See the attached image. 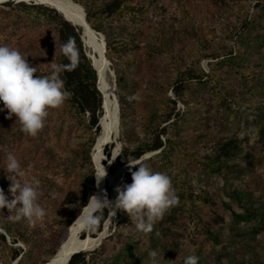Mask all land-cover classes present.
<instances>
[{"label":"rangeland","instance_id":"rangeland-1","mask_svg":"<svg viewBox=\"0 0 264 264\" xmlns=\"http://www.w3.org/2000/svg\"><path fill=\"white\" fill-rule=\"evenodd\" d=\"M33 1L39 4V0H26V3ZM69 1L80 10L79 5L72 0ZM258 1L260 0L132 1L136 9L143 7L145 11L125 13L122 19L129 22L128 26L132 31H139L142 35L137 34V48L129 52L124 59V64L130 67L127 78L131 82L130 89L126 93L130 103L127 111L128 122L133 129V141L129 146H136L145 140L150 141L154 134L168 125V135L163 136L162 140L166 147L165 151L170 156L168 158L167 155L162 154V150L148 152L139 162L132 164L143 161L153 171L166 173L171 178L172 186L178 196L177 203L183 208L182 227L177 229L176 233L185 236L174 243L176 241L174 235L161 233L157 236L158 245H153L149 237L139 235L141 230L136 228L133 217L132 223L124 226L122 235L116 237L113 236L118 224L116 216L115 221L106 227L102 242L85 251L90 254L98 252L92 264H104L118 256L128 237L139 243L138 250L144 255V264H152L149 252L153 250L158 253L157 264H184L185 258L192 255L198 257V264H220L221 259L222 262L233 264H238L243 259L245 264H264V231L253 238L249 232L250 224L236 223L232 213H242L243 210L225 195L223 179L219 175L211 177L202 164L206 152L214 145L207 143L205 137L218 139V136L238 134L241 139L250 138V143L260 152L257 129L254 125H247V122H252L254 119L253 111L247 116L244 114L246 107L243 105L239 107V111L233 107L225 112L217 105L222 100L221 92L225 97H229V100L241 99V91L249 88L244 86L245 76L249 81L261 80L259 86H264V44L241 45L238 37L234 36L236 31L243 27L247 18L256 15L258 10L255 6ZM5 2L8 0H0V6ZM52 7L50 8L53 9ZM31 16V20L36 16L38 19L33 23L26 19L25 22L21 21L17 24L0 12V45L19 50L30 64L39 68L41 73L48 72L51 75L52 64L61 63L57 27L46 15L34 11ZM261 22L263 27L245 33L253 42L259 41V37H264V11ZM96 36L103 42L98 34ZM147 44L153 48L146 49ZM84 50L96 66L98 53L85 35ZM231 52L235 62L226 59L223 64L217 65L218 57L222 60L224 59L222 55ZM106 65L108 92L102 83L104 113L100 118L101 134L99 135L96 133V128L90 126L89 115L85 117L77 115L66 102L48 110L44 127L35 136L20 130L21 125L16 122L15 115L8 119L7 110L0 112V140L4 141L3 146L0 147V173L5 174L4 181L10 187L9 179H12V174L7 173L4 168L7 154L11 152L21 164L17 182L32 183L38 180L40 193L38 202L46 209L45 217L34 223L28 219H20L18 223L14 210L0 209V232L7 234L4 226L17 227V229L19 226L20 230L37 234L40 239L31 248L21 241L17 242L15 246L22 248L23 254L22 259L20 257L16 260L12 259L11 251L0 243V264H19L20 259L21 264L50 262L52 259L47 261L48 258L54 254L56 246L66 237L68 229L69 235L61 244L62 247L72 237L84 240L81 238L83 234L85 239H99L91 238L89 231H81L74 225L73 220L81 214V187L84 177L92 169L95 174L103 168L107 172L102 190L99 193L98 188L95 194L98 196H103L107 190H110L112 195L114 182L117 181L118 184L120 178L125 175L126 166H119L117 163V157L126 144L122 135V121L119 120L120 91L118 87L115 90L116 75L112 74L114 70L108 63ZM122 66L126 70V67ZM96 69L101 84L100 72L97 67ZM187 69L192 70L197 76L202 72H214L215 78L210 83L191 82L185 93L176 96L172 88L173 84L181 77V72ZM251 90L246 98L249 107L253 108L257 102L264 100V97H260L261 88L253 92ZM237 92L239 95H235ZM166 97L176 102L173 105L175 108L173 115L176 117L173 116L167 123L163 118V114L168 109L164 101ZM0 107H3L2 102ZM222 114L225 117H222ZM235 114L241 118L235 120ZM175 120L179 121L178 126L170 125ZM237 123L238 128H236ZM109 127L108 135L100 142L99 139ZM16 131L20 132L18 136L14 134ZM167 137H170L171 143H166ZM110 139L113 143H109ZM260 163L262 165L257 169V176L263 187L259 189L258 194L263 197L264 202V154L260 158ZM115 166L118 168L114 174L112 169ZM119 173L122 175L118 179ZM182 181L187 182L190 192L207 194L214 206L205 209L202 200L198 198L191 204L195 212L192 216L190 206L185 204L183 198L180 200L182 195L179 194V189ZM9 187L3 190L11 200L13 196L9 192ZM198 218L209 222L218 232L220 238L218 245L206 239L207 234L198 223ZM104 229L105 226L102 231ZM104 240H106L105 244L101 248ZM7 242L12 245L13 238L9 236Z\"/></svg>","mask_w":264,"mask_h":264},{"label":"trees","instance_id":"trees-1","mask_svg":"<svg viewBox=\"0 0 264 264\" xmlns=\"http://www.w3.org/2000/svg\"><path fill=\"white\" fill-rule=\"evenodd\" d=\"M132 1L133 0H92L91 2L90 0H72V2L84 8L87 15V21L91 29L95 30L105 37L107 49L105 55L106 58L110 61L111 67L116 75V84L120 91L118 100L120 104V120L122 121V135L126 142L121 154L117 157V163L119 166H128L125 175L121 179L119 187H122L124 184H130L132 182L131 171H135L136 168H130L129 164L139 162L148 152H156L158 150H162V154L167 155L168 158L170 157L167 151H165L166 147L164 146V142L162 140L163 136L165 137L168 135V125L163 127L159 133L157 132V134H154L150 141L145 140L139 142L138 144H136V146H129V144L133 141V129L131 127V124L128 122L129 114H127V111L129 109L130 103L128 102L126 93L130 89L131 82L127 78L130 67L124 64V59L129 52L131 53L137 48V37L138 35H142L139 31H132L130 29L131 27L128 26L129 22L122 21V19L125 17V13L130 12V14H132L134 12L136 13L137 10H139L138 13L145 11L143 7H138L136 9V6ZM263 4L264 0L258 1L257 5L255 6L258 10L256 15H254L253 18H247L245 20V23L243 24V27L240 30L236 31V33L234 34V36L238 37V41L241 45L250 46L254 44H264V37H259V41L253 42L251 38L247 34H245L255 28L263 27L261 22V15L264 11ZM2 8H9V10H3ZM34 11L40 15H46L47 18L52 19L53 23L57 27L58 42L60 47L62 44L67 42L70 37L75 41V46L79 53V65L75 68V70L63 71L59 74V78L64 82V89L69 93L65 102L71 109H73V111L77 115H80L82 117H85V115H89L90 126L96 128L97 135L101 134V127L99 125V122L104 113L102 108L104 101V86L102 84V92L100 79H98L99 74L97 69H95L96 66L94 65V68L91 59L87 56V53L84 50V42L82 40V32L84 38L83 29L78 28L66 21L63 16L59 14L55 9H51L50 7L42 4H35L34 1L31 3H26L24 1L16 3L15 0H8V2H5L0 6V12L4 13L6 18L11 19L13 22L15 21L17 24L21 21L25 22L26 19H28L31 23L35 22L38 19L37 16L31 20V15ZM152 48L153 47L150 44H147L146 49L150 50ZM232 54L233 52L228 55H222V58H224L222 60H219V57L217 58L216 56V58L218 59V61L216 62L217 65L223 64L226 59H228V61L230 62H235V58L232 56ZM68 63V59L62 54L61 51L60 64ZM121 65H124V67H126V70L123 68V66L121 67ZM33 67L37 68L35 66ZM181 73V77L174 82L172 87L176 96H180L182 95V93H185L188 88V84H190L191 82L202 81L203 83H210L215 78L214 72H202L201 75L197 76L195 73H193L192 70L189 71L187 69ZM36 75L50 76L48 72L41 73L39 68H37L36 70ZM248 79L249 78L245 76L246 85L244 86L249 87V90L252 89L251 92H253L254 90H259L261 88L262 93L260 97H264V86H259L261 80L258 79L249 81ZM220 81V78H218V82ZM98 85L101 91L99 90ZM248 89H245V91H241L240 100L234 101L229 100V97H225L221 92L220 99L222 100L221 103L217 105L220 106V108L224 110V112L228 111L229 109H233V107H235V110L239 111L243 105L246 107V109H244V114L247 116L250 114V111H253L254 119L252 120V122H247V125H254L257 129V143L260 146V152H258L257 148L250 143V138L241 139L238 134H232L231 136H218V139H208V137H205L204 139L207 141V143H212L214 145L209 148L208 152H206L203 158L204 162L202 164L204 165L205 170L209 172L211 177L214 175H219L223 179V181L225 182V195L232 203L237 204L243 210L242 213L233 212V219L237 224H250L249 232L251 233L252 237L255 238L258 233L264 231V202L263 197L258 194L259 189L263 186L261 185V182L258 181L259 178L257 176V169L262 165V163H260V158L264 154V100H260L255 106H253V108H250V105L246 98L249 92ZM235 95H239V93L237 92L235 93ZM164 101L168 109L163 114V118L167 123L170 122V120H172V117L174 116L173 111H175V108H173V105H175L176 102L170 97H166ZM132 112H134L133 109ZM235 116V120H239L241 118L236 114ZM174 117H176V115ZM222 117L225 116L222 114ZM171 124H173L174 126H178L179 121L175 120L170 123V125ZM238 127L239 124L237 123L236 128ZM14 134L18 136L20 132L16 131L14 132ZM3 143L4 141L0 140V147L3 146ZM109 143H113L111 139ZM166 143H171L170 137H167ZM109 156L110 154H108V157ZM117 168L118 167L115 166L112 169V173L115 174ZM5 177V174L1 175L0 173V180H2L0 181V189L9 187V185L4 181ZM188 187L189 186L187 182L182 181L179 189V194L182 195L180 196V200L183 198L185 204L187 206H190L189 209L192 212V216L195 212L193 211L191 204L194 203L198 198L202 200L203 207L205 209L214 206V203L210 202L207 194H194L193 191L190 192ZM97 189V178L95 176L94 169H92L90 173L86 177H84L81 187L82 200L80 206L82 210L87 205L89 197L95 195ZM106 195L107 198L111 201L112 196L110 190L106 191ZM179 205V203H176L174 206H171L164 213L162 218L153 223L151 231L144 232L141 230L139 231V235H142L143 237H149L153 245H158L157 236L161 233H169L174 235L176 239L174 243L181 240L185 235L180 236L176 233L178 231L177 229H181V225L183 223V208ZM133 217H130L125 211L118 209V224L113 236H121L124 226L132 223ZM108 218L109 211L106 210L102 220L97 224L95 229L89 231L90 235L92 236L91 238H100V234L103 232V227ZM17 222L20 223V220H18ZM198 223L205 230L207 234L206 239L218 245V243H220L219 234L213 229V226H211L209 222H206L203 219L201 220L200 218H198ZM4 227L7 234L0 232V243L11 251L13 260L20 258L23 254L22 248L15 246L17 242L21 241L24 245L31 248L35 246L38 241H40L37 234H33L26 230L23 231V229L20 230L19 226L18 229L17 227L12 228V226ZM68 235L69 229L66 237H64L62 242H60L56 246L54 254L49 257L47 261L52 259L56 251H59L62 248L61 244L67 239ZM97 235L99 236L97 237ZM9 236L13 238L12 245H9L7 242V238ZM81 238L85 239V234H83ZM127 240L128 241L125 243V245L120 249L118 256H116L115 258H111V260H108L104 264H144V255H142L140 253V250H138L139 243L132 237H128ZM105 241L106 240H104L101 248L104 246ZM77 251L80 250H76L75 252ZM148 251L149 250H147V252ZM96 254H90L88 252L77 253L72 256L69 264H92V262H95V256H98ZM21 259L19 264H21ZM216 260L218 261V257H216ZM220 264L233 263L222 262L221 259ZM238 264H245V260L243 259Z\"/></svg>","mask_w":264,"mask_h":264},{"label":"clouds","instance_id":"clouds-1","mask_svg":"<svg viewBox=\"0 0 264 264\" xmlns=\"http://www.w3.org/2000/svg\"><path fill=\"white\" fill-rule=\"evenodd\" d=\"M62 54L68 64H52L50 76L36 75V68L19 50L0 45V112L7 110V117L13 115L21 125V131L35 136L43 127L48 110L61 106L69 93L64 89V82L59 78L63 71H72L79 65V53L75 41L70 37L61 45ZM5 171L12 174L9 192L13 199L9 200L3 189H0V209L14 210L16 219H28L30 222L41 220L46 209L38 202L39 181L32 183L17 182L21 164L14 154L6 157ZM132 182L115 189V201H110L106 193L103 196L89 197L87 205L73 222L81 231H92L102 220L106 210L115 215V209L135 217L136 228L144 232L152 230L155 221L178 202V196L172 186L171 178L163 172L153 171L147 164H129ZM107 175L105 168L96 172L97 183ZM19 205V206H18ZM152 264H157L158 253L150 251ZM184 264H198V257L188 256Z\"/></svg>","mask_w":264,"mask_h":264},{"label":"bare ground","instance_id":"bare-ground-1","mask_svg":"<svg viewBox=\"0 0 264 264\" xmlns=\"http://www.w3.org/2000/svg\"><path fill=\"white\" fill-rule=\"evenodd\" d=\"M47 1L49 4H51L53 6V8H58V9H62L65 11V13L67 14V16H69L70 18L74 19V20H79L81 22L84 23V12L83 10L80 8V10L75 7L69 0H45ZM93 29H91V27H89V25L86 23H84V35L89 39V41L93 44L94 48L96 49L97 53H98V60H97V65L96 67L98 68L99 72H100V77L102 79L101 84L103 83L106 91L108 92V83H107V79H106V72H107V62L105 60V46L104 43L101 42L97 36L96 33L92 31ZM99 36V35H98ZM100 37V36H99ZM101 38V37H100ZM102 40V38H101ZM110 84V83H109ZM110 88V87H109ZM113 90V89H112ZM102 92H103V87H102ZM106 104V103H105ZM107 106V104H106ZM113 115V114H112ZM112 122V121H111ZM115 123V122H114ZM113 126V125H112ZM110 130V127L108 128V130L105 132L104 136H102L99 141L102 142V140L108 135ZM99 144V142H98ZM103 147V146H102ZM101 149V148H100ZM103 149V148H102ZM118 150V148H117ZM101 152V151H100ZM95 153V152H94ZM125 170V169H124ZM122 173H119L118 175V179L121 177ZM108 180V179H107ZM121 180V178H120ZM104 178L99 182V193L102 190L103 186H104ZM109 181V180H108ZM120 181L117 184V181L114 182V191L112 192V198L111 201H115L117 193L115 191V189L118 187ZM96 194V193H95ZM117 212L118 209H115V215L112 216L111 212H109V218L107 220V223L105 225V229L104 231L100 234V238L99 239H84V240H79V239H75V238H71L69 240L68 243L64 244L63 247L59 250L58 254L56 256H54L52 259H55L53 261V263H46V264H66L70 258V256L76 251V250H82V251H88L90 249L88 248H93L94 246L99 245L102 240L105 237L106 234V227L115 221L116 216H117ZM56 252V253H57Z\"/></svg>","mask_w":264,"mask_h":264},{"label":"water","instance_id":"water-1","mask_svg":"<svg viewBox=\"0 0 264 264\" xmlns=\"http://www.w3.org/2000/svg\"><path fill=\"white\" fill-rule=\"evenodd\" d=\"M20 2H22V1H24V2H26V0H19ZM39 4H42V5H47V6H49V7H52V5L51 4H48L47 2H43V1H41V0H39ZM51 5V6H50ZM80 6V5H79ZM53 8V7H52ZM80 8L83 10V12H84V23L86 24H88L89 25V23H88V21H87V15H86V12H85V10H84V8L82 7V6H80ZM53 9H55L59 14H61L62 16H63V18L66 20V21H68L69 23H71L72 25H74V26H76V27H78V28H82V29H84V23L83 22H81V21H79V20H74V19H72V18H70L69 16H67V14L65 13V11L64 10H62V9H58V8H53ZM89 27H90V25H89ZM93 32H95L96 34H98L101 38H102V41H103V43H104V46H105V54H106V41H105V37L102 35V34H99L98 32H96L95 30H92ZM83 33V32H82ZM82 40H83V42H84V38L82 37ZM88 57L90 58V56L88 55ZM105 60H106V62L109 64V67H111V63H110V61L106 58V55H105ZM92 64H93V66H94V63L92 62ZM94 68H95V66H94ZM96 69V68H95ZM112 74L115 76V72H113L112 71ZM98 79H99V77H98ZM116 87H117V84H115V90H116ZM98 88H99V90H100V87H99V85H98ZM101 91V90H100ZM118 102H119V100H118ZM119 106H120V104H119ZM102 108H104V103H103V106H102ZM120 118V117H119ZM120 120V119H119ZM99 125H100V122H99ZM116 157L117 156H115L114 157V159H116ZM127 169H128V167L126 166L125 167V171H124V174L126 173V171H127ZM120 182H121V180H120ZM120 184V183H119ZM118 187H119V185H118ZM107 223V222H106ZM106 223H105V225H106ZM104 225V226H105ZM59 252V251H58ZM58 252L56 253V255L58 254ZM80 252H85V251H82V250H80V251H77V252H75V253H73L71 256H70V258H69V260H68V262H67V264H69V261L71 260V258H72V256L73 255H75V254H77V253H80ZM55 255V256H56ZM55 259H52L51 260V262L50 263H53V261H54Z\"/></svg>","mask_w":264,"mask_h":264}]
</instances>
